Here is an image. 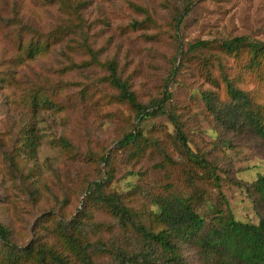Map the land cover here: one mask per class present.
Listing matches in <instances>:
<instances>
[{"label": "rangeland", "instance_id": "374dc122", "mask_svg": "<svg viewBox=\"0 0 264 264\" xmlns=\"http://www.w3.org/2000/svg\"><path fill=\"white\" fill-rule=\"evenodd\" d=\"M182 9L180 0H0V222L20 248L44 244L80 264L60 226L84 211L87 232L77 238L83 246L104 241L113 254H89L96 264H116L115 251L131 249L139 235L132 223L121 228L97 194L87 199L93 181L105 180L104 193H118L137 222L156 230L163 226L153 215L156 199L173 196L188 199L209 223L219 210L243 222L263 218L264 197L255 182L264 174V141L251 131L227 133L203 92L228 100L226 75L264 104V60L253 71L245 49L240 59L220 49L221 40L237 36L264 42V0H193L179 34L184 43L208 45L181 59L175 19ZM33 35L52 49L19 57L20 39ZM109 61L117 62L143 104L162 97L180 61L171 102L190 148L210 166L189 158L167 115L136 118L135 108L107 80ZM37 90L54 104L34 112L26 100ZM141 121V143L118 149L120 138ZM29 124L38 141L32 154L19 147ZM104 155L111 156L109 164ZM195 240L183 246L184 256L203 264ZM2 250L0 241V264Z\"/></svg>", "mask_w": 264, "mask_h": 264}, {"label": "trees", "instance_id": "16d2710c", "mask_svg": "<svg viewBox=\"0 0 264 264\" xmlns=\"http://www.w3.org/2000/svg\"><path fill=\"white\" fill-rule=\"evenodd\" d=\"M180 1L183 9L179 11L175 19V38L179 46V56L182 59L187 55L200 52L208 43L205 41L184 43L182 41L179 29L185 17L190 14L193 0ZM52 47L51 42L45 43L40 36L33 35L28 41L20 39L19 57L34 58L50 51ZM220 49L237 59H240L238 57L245 49L251 56L249 67L253 71H256L264 60V42L248 36L223 39L220 42ZM89 50L93 57L92 62H98L96 51L94 52L91 48ZM180 61L175 62L173 76L170 77L162 97L149 104L138 101L131 85L120 75L116 61L107 62L109 71L107 80L119 92L120 100L135 108L137 119L141 118L143 121L150 116L167 115L175 125L177 138L186 148L189 158L195 164L208 167L211 165L210 161L203 154L195 153L190 148L182 123L179 121V115L171 102L172 88L175 86V76L178 74ZM208 75L213 82L216 81L214 77ZM224 79L228 100H221L212 91L203 92V97L215 120L227 133L242 134L251 131L264 141V104L256 102L249 91L237 86L235 79L226 75ZM29 97L26 104L34 112L42 105L54 104L45 93L39 90L31 93ZM142 121L136 124L134 130L125 133L120 138L117 143L118 149L129 148L141 143L143 134L139 128ZM21 133L20 150L30 154L34 153L38 146L34 126L27 125ZM64 143L69 144L66 139ZM223 143L229 146L231 144L230 139L223 140ZM102 160L109 164L111 156L104 155ZM216 179L218 184L219 177L216 176ZM104 183L105 180L91 182L88 189L91 193L87 199L97 194L96 199L119 218L121 228H126L129 223H132L139 235L137 239H132L131 249L115 251L116 264H192L186 260L183 246L193 238L196 239L194 242L201 247L204 254L203 264H264V216L258 224H255L236 219L232 211L224 214L219 210L209 223L186 198L178 196L157 198L156 203L159 208L153 215L163 226L156 230L137 222L132 211L123 204L118 193H104L102 191ZM255 190L264 197V174L262 173L257 175ZM84 213L80 211L73 220L63 222L60 226L61 235L65 239L66 246L73 250L81 260L80 264H96L89 251L108 250L110 254L114 251L102 240L98 244L82 245L76 233L81 235L87 232V224L81 219ZM0 241L3 244L2 264H50V262L71 264L67 256L59 255L44 244H38L37 249L33 244L20 248L21 246L12 240L9 228L2 222H0ZM48 257H50V262L47 261Z\"/></svg>", "mask_w": 264, "mask_h": 264}]
</instances>
